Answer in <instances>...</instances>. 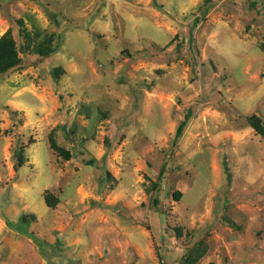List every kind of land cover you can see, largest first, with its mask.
Segmentation results:
<instances>
[{"label": "rangeland", "instance_id": "1", "mask_svg": "<svg viewBox=\"0 0 264 264\" xmlns=\"http://www.w3.org/2000/svg\"><path fill=\"white\" fill-rule=\"evenodd\" d=\"M9 30L0 264H264V0H0Z\"/></svg>", "mask_w": 264, "mask_h": 264}, {"label": "trees", "instance_id": "2", "mask_svg": "<svg viewBox=\"0 0 264 264\" xmlns=\"http://www.w3.org/2000/svg\"><path fill=\"white\" fill-rule=\"evenodd\" d=\"M210 1V0H206ZM19 25L22 28V34L29 39L27 48L32 51V53L41 56V57H51L59 52L61 49V44L54 43L52 40V37L48 35H41L40 33H37L34 38H32L28 33L23 30V22L19 21ZM31 41L33 42V47L31 48ZM57 44V45H56ZM22 58L20 57V52L17 47V43L13 37L12 31L9 30L7 33H5L0 38V75L7 74L8 72L19 69L22 66ZM59 72H61L60 69L54 70V76L55 78L59 77ZM250 127L262 137L264 140V123H262L260 120L256 118H251L249 120ZM186 126V122L184 121L181 126L178 129L177 137H180L184 128ZM49 144L50 148L57 153L59 156L64 158L66 161L71 160L72 155L71 153L66 150L65 148L61 147L56 138H55V132H51L49 136ZM23 163V157L22 154H20L19 159V166L21 167ZM176 198L179 199L181 196L180 192L176 193ZM47 202L50 205L49 199L47 198ZM199 251V252H198ZM197 255L195 257H191V254L189 257L185 258V264H194L196 261L200 260L205 255V249L203 250H196L195 252Z\"/></svg>", "mask_w": 264, "mask_h": 264}, {"label": "crops", "instance_id": "3", "mask_svg": "<svg viewBox=\"0 0 264 264\" xmlns=\"http://www.w3.org/2000/svg\"><path fill=\"white\" fill-rule=\"evenodd\" d=\"M153 231H154V227H153ZM155 231H156V230H155ZM156 234H157V233H156ZM135 249H136V251L141 255L140 248H138V247L135 246ZM160 250H161V249H160ZM153 259H154V261H156V264H159L158 261H157V258H156V256H155V254H154V256H153Z\"/></svg>", "mask_w": 264, "mask_h": 264}]
</instances>
